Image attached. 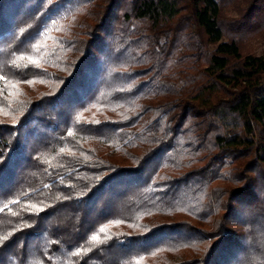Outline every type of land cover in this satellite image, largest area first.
<instances>
[{
	"label": "trees",
	"instance_id": "obj_1",
	"mask_svg": "<svg viewBox=\"0 0 264 264\" xmlns=\"http://www.w3.org/2000/svg\"><path fill=\"white\" fill-rule=\"evenodd\" d=\"M253 36L264 0H0V264H264Z\"/></svg>",
	"mask_w": 264,
	"mask_h": 264
},
{
	"label": "rangeland",
	"instance_id": "obj_2",
	"mask_svg": "<svg viewBox=\"0 0 264 264\" xmlns=\"http://www.w3.org/2000/svg\"><path fill=\"white\" fill-rule=\"evenodd\" d=\"M246 47L256 54L264 53V36L247 38Z\"/></svg>",
	"mask_w": 264,
	"mask_h": 264
},
{
	"label": "snow or ice",
	"instance_id": "obj_3",
	"mask_svg": "<svg viewBox=\"0 0 264 264\" xmlns=\"http://www.w3.org/2000/svg\"><path fill=\"white\" fill-rule=\"evenodd\" d=\"M39 47H40V46H37V50H39ZM19 59H20V60L28 59L29 62H30L31 64H38V63H39V61H38L37 59H33L32 57H27V58H26V57H24V56H21V57H19ZM14 63H15V62H14ZM18 66H19V65H18ZM0 79H4V77H3V76H0ZM27 83L31 84V83H33V82H32V81H27ZM13 88H15V85H13ZM32 207L35 208L36 206L33 205ZM40 210H42V209H40ZM0 211H3V209H0ZM116 223H119V222H116ZM99 232L104 233V232H106V229H105L104 227H101V228L99 229ZM4 239H7V238L5 237ZM91 241L96 242V243H99V242H100V237H99V235H93V236L91 237Z\"/></svg>",
	"mask_w": 264,
	"mask_h": 264
}]
</instances>
